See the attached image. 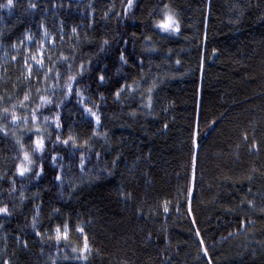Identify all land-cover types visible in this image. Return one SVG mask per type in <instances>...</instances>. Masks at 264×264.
Listing matches in <instances>:
<instances>
[{
	"label": "trees",
	"instance_id": "1",
	"mask_svg": "<svg viewBox=\"0 0 264 264\" xmlns=\"http://www.w3.org/2000/svg\"><path fill=\"white\" fill-rule=\"evenodd\" d=\"M5 5L0 264H264V0Z\"/></svg>",
	"mask_w": 264,
	"mask_h": 264
},
{
	"label": "rangeland",
	"instance_id": "2",
	"mask_svg": "<svg viewBox=\"0 0 264 264\" xmlns=\"http://www.w3.org/2000/svg\"><path fill=\"white\" fill-rule=\"evenodd\" d=\"M168 9V8H167ZM172 16L173 15L168 12L164 11V18L162 19V23L165 22L166 16ZM175 21V20H174ZM161 31H164L165 33H172L174 30H164L161 27H159ZM73 32V30H71ZM63 35H66L65 31L62 29L58 30V36L60 39L63 38ZM55 39L53 35H51L48 32L42 31V33L39 36H31L27 35L23 41H21L20 45L13 50L14 57H12L13 66H16V62L20 61L22 64V70L26 72L27 75H31L35 71H42L45 65V59L47 54L49 53L50 49L53 48ZM5 63L4 61H2ZM1 62V63H2ZM0 63V64H1ZM7 64V63H6ZM4 65H0V83L4 82L6 72H4ZM30 166V162L28 157L26 158L24 156L23 160L20 163L18 176L23 177L26 173V170H28ZM23 171V174L21 172Z\"/></svg>",
	"mask_w": 264,
	"mask_h": 264
},
{
	"label": "snow or ice",
	"instance_id": "3",
	"mask_svg": "<svg viewBox=\"0 0 264 264\" xmlns=\"http://www.w3.org/2000/svg\"><path fill=\"white\" fill-rule=\"evenodd\" d=\"M11 3H12V0H8V5H5V6H10ZM159 27H161L162 29H164L166 31L167 30H176V22L174 21L172 16L169 15V16H166L165 22L162 23L161 25H159ZM21 174H23V171L21 172Z\"/></svg>",
	"mask_w": 264,
	"mask_h": 264
}]
</instances>
